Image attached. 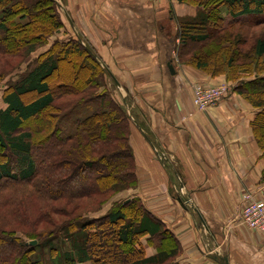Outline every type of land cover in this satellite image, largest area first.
<instances>
[{"label": "trees", "instance_id": "trees-1", "mask_svg": "<svg viewBox=\"0 0 264 264\" xmlns=\"http://www.w3.org/2000/svg\"><path fill=\"white\" fill-rule=\"evenodd\" d=\"M196 8L194 17L178 22L181 47L189 48L182 57L189 56L213 76L232 73L228 78L236 91L259 109L251 128L264 158V39L255 41L253 52L243 51L241 33L229 28L247 21L261 24L264 0H201ZM62 25L54 0H0V55L22 57L25 47L30 51ZM64 44L63 59L71 54L83 58L82 68L88 71L84 84L64 86L69 91L56 98L48 78L61 58L50 55L35 59L3 88L0 148L14 158L15 169L7 161L0 163V264H46L41 253L36 255L41 248H46L48 260L55 253L52 264H182L175 260L180 245L173 234L137 197L76 223L82 213L102 207L116 192L134 188L138 179L125 101L105 92L94 94L98 83L93 77L100 68L105 70L103 64L78 38ZM9 57L0 61V80L16 67ZM250 72L254 76L242 80ZM31 93L37 96L25 102L23 97ZM62 97L66 99L56 105ZM48 109L41 121L39 116ZM63 118L77 119L72 132H63ZM26 122L36 126L24 129ZM64 237L67 247L61 249ZM141 237L167 244L146 256ZM35 238V245H29Z\"/></svg>", "mask_w": 264, "mask_h": 264}, {"label": "crops", "instance_id": "crops-1", "mask_svg": "<svg viewBox=\"0 0 264 264\" xmlns=\"http://www.w3.org/2000/svg\"><path fill=\"white\" fill-rule=\"evenodd\" d=\"M54 1L62 28L90 47L115 100L126 103L138 179L126 192L173 234L175 260L219 264L224 254L228 264H264L263 238L238 212L244 193L264 196V158L251 128L259 109L233 85L217 105L196 111L193 86L224 76L175 62V21L198 8L186 12L177 0Z\"/></svg>", "mask_w": 264, "mask_h": 264}, {"label": "rangeland", "instance_id": "rangeland-1", "mask_svg": "<svg viewBox=\"0 0 264 264\" xmlns=\"http://www.w3.org/2000/svg\"><path fill=\"white\" fill-rule=\"evenodd\" d=\"M177 1H179L178 4L184 5L186 7V10H185L186 12H188V10L191 7H197L198 4L200 5V3H201V0H177ZM207 7H210V6H206L205 8H207ZM170 15L171 16L174 15V12ZM262 15H263L262 16L263 20H260L261 24L253 26L251 21H247L250 23L243 22L240 25H236V23H232V25L229 27V28H232L235 30L234 33H236V34L241 33V35L243 37V41H242L243 43L241 44L240 49H242L243 51L248 50L249 52H253V48L256 44L255 41L259 40V39H264V13ZM227 17L229 18L228 15H227ZM186 18H189V16L186 15V17H184V18L183 17L177 18L175 22L178 23V20L180 22L181 20L186 19ZM225 24L226 23H223V26H225ZM62 26L59 27L57 30L53 31L51 33V35L44 36L43 39L41 40V43H39L37 46L33 47V49H31L30 51H29V49H27L25 47V51H23L22 57L20 55H17L16 58L9 57L8 55H2V54L0 55V61L2 60L3 57H5V58L9 57V59H11L9 61H11L13 63L12 65H14V63L16 64V67L11 69L10 72L8 74H6L4 77H2V80H0V109H3V107H4V104L2 103L3 88L7 84L15 82L16 79L19 78V75L21 73H23L25 70H27L30 66H32L34 64L33 62L35 61V59L44 60V58H47L50 55L51 56L52 55L53 56L58 55L59 58H61V59H59V67H58L57 71H55V73H53L50 76V78H48L50 90L53 91L54 96L56 98L60 97V95H61L60 93L69 91V89H65L64 86H67V88H68V86L76 88L77 85L81 86L82 84H84L86 78L88 77V71L85 67L82 68L83 58L77 57V55H75V54H71L69 56V58L63 59V57H64L63 51L66 49L65 48L66 45L64 44V42L69 41V39H73L75 37H73V35L71 36V34H69V33H66L65 28H62ZM177 27H178V24H177ZM177 34L179 37L178 31H177ZM36 35H38V34H36ZM39 38H42V37L39 36ZM58 42H61V43L59 44ZM55 43H58V45L54 46ZM86 46H88V45L86 44ZM68 47H69V44H68ZM187 48L186 49L182 48L180 41L178 42V46L176 47V50L174 53L175 58H176L175 62L177 64H179V63L180 64H183V63L192 64L193 59H191L189 56H186L188 54V53H186ZM59 49H60V51H59ZM185 53H186L185 57H182L183 54H185ZM1 64H0V69H1ZM261 64L264 65V58L262 59ZM6 67H7V64H6ZM231 74L229 72H227L226 74H223V76H224L223 82L225 84H227L228 86H230V88H231V86L236 85L235 82H233V81L230 82V80L228 78L229 75L231 77ZM250 74H252V75H250ZM250 74L248 73V76H246L247 74H245V77L242 78V80H245L249 77L254 76V74L252 72H250ZM261 75H264V73H262ZM96 82L98 83V86L96 88H94V92H93L94 94L105 92L108 95H112L113 98L116 99L115 92L113 90H111L112 88H114L113 84L109 81V75H107V72L103 68L102 69L100 68L99 71L95 72V76L93 77V83H96ZM76 83H77V85H76ZM198 84H201V83H198ZM214 84L217 85L218 82L214 83ZM36 96L37 95L35 93H31V94H28L25 97H23V99L25 102H28V101H31V99L35 98ZM65 99L66 98H63V97L60 98L58 101H56L57 102L56 105H60L61 101H64ZM48 112H50V109L41 113V115L39 116V119L41 121H43L42 119L45 118V116H46V114H48ZM78 116H76V117H78ZM80 116H82V115H80ZM75 118H71V119L70 118H67V119L63 118L61 120L60 125L64 129L63 130L64 133H66V132L70 133L73 131L75 121L77 120ZM32 126H36V125L33 123H30V122H26L23 125V128L25 129V128L32 127ZM44 127H46V126H44ZM4 161H7L15 169L14 158L12 156H10L9 152L6 149L0 148V163H4ZM160 162L161 163L163 162V159H161V157H160ZM175 183H177L176 178H175ZM22 187L33 192V189L31 188V186L23 185ZM126 190L122 189V190L116 192L115 194H113L106 201V203H104V205L102 207H100L98 209H94V210H92V212L82 213L80 215V217L78 218V220H76V223L84 221V220L92 219V216H98V215L100 216L102 214H105L112 207L120 204L121 202H123L125 200L131 199L130 196L132 194L129 192H126ZM238 209H240V208H238ZM238 212H239V210H238ZM16 233H18V232H16ZM62 233L63 232H58L55 234L57 236H63ZM35 240L37 242L36 238H35ZM35 240H33V241H35ZM140 241H141V244L144 246L146 256H149L150 253L151 254L155 253L159 248H164V246L167 244V241L161 240L159 238H155V239L151 238L150 241H148L146 239V237H141ZM64 242H65V244H64ZM62 244H64V245H62L60 247L61 249L67 247V242H66L65 237L62 239ZM103 247L106 249L105 244ZM54 250H56V249H54ZM40 253H41V256L43 257L42 259H44V263L52 264V263H50V259H52L56 256L55 253H54V255L53 254L50 255L49 260H48L49 256H48V254H46V248L45 249L41 248L40 251L36 252V255L40 254ZM44 255L46 257H44ZM79 264H94V263L85 262V263H79Z\"/></svg>", "mask_w": 264, "mask_h": 264}, {"label": "built area", "instance_id": "built-area-1", "mask_svg": "<svg viewBox=\"0 0 264 264\" xmlns=\"http://www.w3.org/2000/svg\"><path fill=\"white\" fill-rule=\"evenodd\" d=\"M192 103L196 111H203L217 105L230 93V86L225 83L217 85L195 84L193 86ZM239 210V220L247 229L259 232L264 242V196L244 193Z\"/></svg>", "mask_w": 264, "mask_h": 264}, {"label": "water", "instance_id": "water-1", "mask_svg": "<svg viewBox=\"0 0 264 264\" xmlns=\"http://www.w3.org/2000/svg\"><path fill=\"white\" fill-rule=\"evenodd\" d=\"M36 243V240L35 241H30L29 242V245H35ZM218 261H219V264H228V261H227V258H226V255H222L220 257H218Z\"/></svg>", "mask_w": 264, "mask_h": 264}]
</instances>
